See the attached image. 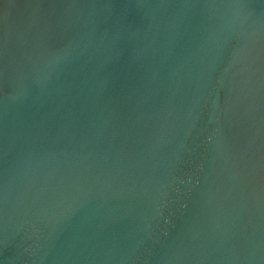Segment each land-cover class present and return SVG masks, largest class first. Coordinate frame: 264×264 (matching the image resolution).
Here are the masks:
<instances>
[{"label":"water","instance_id":"obj_1","mask_svg":"<svg viewBox=\"0 0 264 264\" xmlns=\"http://www.w3.org/2000/svg\"><path fill=\"white\" fill-rule=\"evenodd\" d=\"M0 264H264V0H0Z\"/></svg>","mask_w":264,"mask_h":264}]
</instances>
